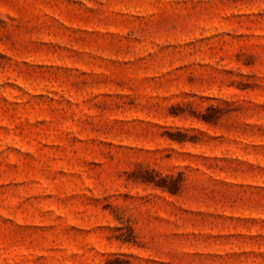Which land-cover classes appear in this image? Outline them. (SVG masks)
Listing matches in <instances>:
<instances>
[{"label":"rangeland","instance_id":"374dc122","mask_svg":"<svg viewBox=\"0 0 264 264\" xmlns=\"http://www.w3.org/2000/svg\"><path fill=\"white\" fill-rule=\"evenodd\" d=\"M0 264H264V0H0Z\"/></svg>","mask_w":264,"mask_h":264}]
</instances>
